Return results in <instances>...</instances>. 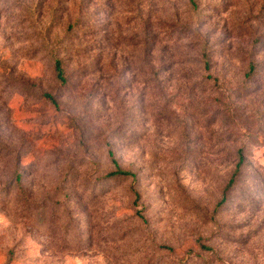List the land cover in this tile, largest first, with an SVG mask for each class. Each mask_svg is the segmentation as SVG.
I'll use <instances>...</instances> for the list:
<instances>
[{
    "label": "rangeland",
    "instance_id": "rangeland-1",
    "mask_svg": "<svg viewBox=\"0 0 264 264\" xmlns=\"http://www.w3.org/2000/svg\"><path fill=\"white\" fill-rule=\"evenodd\" d=\"M0 264H264V0H0Z\"/></svg>",
    "mask_w": 264,
    "mask_h": 264
},
{
    "label": "trees",
    "instance_id": "trees-1",
    "mask_svg": "<svg viewBox=\"0 0 264 264\" xmlns=\"http://www.w3.org/2000/svg\"><path fill=\"white\" fill-rule=\"evenodd\" d=\"M203 60H204V64H205V68L206 71L209 70L210 68V61H209V56L207 55V53H203ZM54 68H55V73H56V78L57 80L61 83V84H66L67 83V79L65 76V70L63 67V61L56 59L55 64H54ZM255 70V66L251 65L250 67V71L251 73H253ZM44 97L49 100L53 105H57V102L55 100V97L49 95V94H45ZM109 159L111 160V163L113 165L114 170L108 175L109 178H118V177H122V178H127V179H133L135 180V175L132 172L129 171H125L123 170L117 159L115 158V154L113 153V151H109ZM238 158H239V162L236 166V170L232 176V178L230 179V182L226 188V191L230 190L235 184H236V180L238 178V176L240 175L244 165H245V156L242 150L239 151L238 153ZM139 200V196L137 195V199ZM226 201V197H224V199L222 200V202L220 203V206L224 204V202ZM202 249L204 250H208L207 247H202Z\"/></svg>",
    "mask_w": 264,
    "mask_h": 264
}]
</instances>
